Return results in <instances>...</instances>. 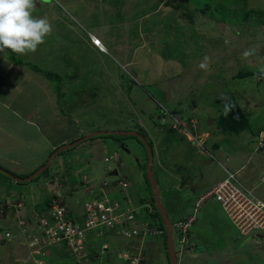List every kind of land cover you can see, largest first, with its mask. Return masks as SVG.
Returning a JSON list of instances; mask_svg holds the SVG:
<instances>
[{
	"label": "rangeland",
	"instance_id": "1",
	"mask_svg": "<svg viewBox=\"0 0 264 264\" xmlns=\"http://www.w3.org/2000/svg\"><path fill=\"white\" fill-rule=\"evenodd\" d=\"M36 3L33 15L49 18L51 35L34 53L18 56L6 50L0 58L15 64L6 66L21 79L17 85L28 95V104L31 100L44 104L46 117L36 129L29 126L22 131L23 124L5 122L0 167L7 165L16 169L9 171L16 177L29 178L23 173L38 166L41 154L52 153L49 162L57 150L81 139L72 129L62 128L66 122L60 123V136L53 138L56 120L48 122L47 116L59 108L61 117H70L80 133L86 132L82 138L99 132L138 133L152 148L153 171L172 225L195 217L186 243L173 228L179 263L190 264L187 251L199 244L203 250L194 252L204 254L198 264H264V240L254 237L252 220L237 216V208L226 211L209 197L196 212L198 200L228 173L236 174L239 183L264 202V78H256L264 63V0ZM92 37L103 41V51ZM253 46L257 54L242 58L243 51ZM205 55L211 57L209 72L198 67ZM60 85L64 93L58 91ZM53 89L60 97L58 107ZM222 94L236 104L227 116ZM34 111L24 115V122L30 123ZM24 151L28 158L18 160ZM62 153L27 183L0 173V230L12 234L10 241L0 244V264H65L63 252H69L64 247L55 246L44 256L29 248L32 238L41 234L34 217H44L52 202L44 186L59 191L53 181L65 196L70 193L67 206L77 198L86 201L84 197L93 192L116 202L123 212L139 208L140 218L153 230L144 241L118 238L113 230L105 229L100 236L90 231L92 249L86 252L90 259L86 264L114 262L119 254L122 263L128 255L130 260L139 258V264H170L164 222L145 176L148 152L141 139L100 136ZM89 172L100 179L89 180ZM84 177L97 188L85 192L78 187L85 186ZM122 179L130 186L126 191L117 186ZM260 215L252 213L254 219ZM23 222L24 229L19 226Z\"/></svg>",
	"mask_w": 264,
	"mask_h": 264
},
{
	"label": "built area",
	"instance_id": "2",
	"mask_svg": "<svg viewBox=\"0 0 264 264\" xmlns=\"http://www.w3.org/2000/svg\"><path fill=\"white\" fill-rule=\"evenodd\" d=\"M93 43L99 50H104V46L100 40L94 39ZM84 178L86 181L85 186L79 183L78 187H81L82 190L86 192L91 187L89 182L90 176L89 178ZM54 182L59 188V191H56V188L53 187L52 202L48 213L44 217L43 215L34 217L39 233L41 234H37L32 238L30 249H39L38 253H42L44 256L52 248H56L55 246H61L66 248L69 252L68 254H70L68 255L65 253V264H85L83 259L86 257L88 234L90 231H96V235L100 236L105 229L113 230V232H116L125 240L132 239L144 241L148 236H151L153 230L148 223L143 222L140 218L141 212L139 208H137V210H126L127 212H123L116 202H112L103 196L98 197V194L93 192H89L88 196L91 198L83 204L82 217L75 216L73 208L66 204V196L69 198L70 193L65 196V191L62 190L63 188H61L56 181ZM120 185L125 190L128 188V183L125 181H122ZM209 197L216 199L226 211H228V208H237V216L241 214L240 217L245 218V221L246 219L248 222L252 220V230H257V232L254 233L255 235L261 234V231H264V208L257 207V202H264L255 198L252 192L243 187L239 183L236 174L228 173L227 178L223 182L216 185L208 194L201 197L196 204V212L200 204ZM249 210L253 211L250 213ZM257 211L261 215L258 219H254L252 213ZM150 212L151 214L154 213L152 208ZM245 214H247L246 217ZM194 220L195 217L191 216L189 220L173 225V228H176L182 234V241L184 243L188 240L190 227ZM29 224L30 221L27 222V225ZM245 224L246 222L244 225ZM27 225L24 222L19 224L22 229ZM40 230H42V232H40ZM3 231L0 230V244L10 241L12 237L9 229L3 228ZM107 247L108 246H104L103 248L106 249ZM123 257L126 262L131 259L128 255H124ZM139 261V258H133L130 260V264H139Z\"/></svg>",
	"mask_w": 264,
	"mask_h": 264
},
{
	"label": "crops",
	"instance_id": "3",
	"mask_svg": "<svg viewBox=\"0 0 264 264\" xmlns=\"http://www.w3.org/2000/svg\"><path fill=\"white\" fill-rule=\"evenodd\" d=\"M6 65H8L11 68L15 64L12 63L11 61L7 60L6 57H4V59L0 58V135H1V132H3V130H4L3 125H5V122H7V121H9L8 123H11L12 126H14V125L20 126L23 124L20 131H22V129L27 128L29 126L36 129L37 124L39 122L41 123L44 120V117H46V115L44 116V114H45L44 112H46V111H43L44 104H42L41 102H38V101H34V104H33L32 100L28 104V100H27L29 98L28 95L26 96L25 90L19 88L20 85H17V84H19L21 79L19 80L18 75L15 76V74L10 72L11 70H9V67ZM13 78H14V80H13ZM62 89H64V88L62 87ZM8 90H11L9 94H8ZM115 90L118 91L119 89L116 87ZM121 90L122 89L120 88V91ZM64 92L65 91H63V90L60 91V93H64ZM51 96L53 99L56 100V106H57V103L59 106L60 97H58V95L55 94L54 89H53ZM35 97H37V96H35ZM56 98H58V99H56ZM4 99H5V101H4ZM35 99H37V98H35ZM50 107L51 106H49V108ZM33 110H35L33 113L34 117L30 120V123L28 121L24 122V120H23L24 115H27V113H29ZM50 110L53 111L52 108H50ZM59 110H60V108H59ZM59 110L58 111L56 110V112H53V113H49L47 116V117H49L47 119L48 122L56 120L55 122L52 123V124H54L53 129H55V131L53 132L50 130L52 132L51 135H53V138L60 136V133H61L60 131L62 130V129L60 130V123L63 124L62 122H64V123L66 122V124L62 128H66V130L72 129L73 134H77L82 138V136H83L82 134L86 133V132L81 131V133H82L81 134L80 131L77 129L76 124L73 122V120L69 119L70 117H68V116L67 117L66 116L61 117V113ZM64 113L68 114L66 112H64ZM61 118L63 121H61ZM79 123H81V122L79 121ZM64 133H65V131H64ZM71 138H76V136H72ZM78 140H80V139H78ZM76 141L77 140H75L71 143H74ZM51 154H50V152L47 153V155H45V156H43L41 154L39 156V164H37L38 166H35L34 168L30 167L31 168L30 172L23 173V175L27 176V177L31 176V174H33L35 171L40 169V167L48 160V158ZM27 158H28L27 152L24 151L23 154L20 157H18L17 159L18 160H23V159L25 160ZM2 160H0V162ZM4 169L7 171H13V172H15V170H16V169H13L11 167H7V165ZM87 175L90 176V180L100 179L99 176H97L91 172L87 173ZM51 176H52V178H51L52 180L54 179V177H56L54 172L51 174ZM47 186H48V188H47ZM40 187H41L40 189H42L43 186H40ZM44 187L45 188H43V189L46 190V193H48L52 197L54 186L53 185H45ZM43 189H42V191H43ZM50 196L48 197L47 201L50 200ZM84 198H86V201H84V200L82 201L78 198H77L78 201L72 200L73 204L71 206L73 208L75 216H80L81 212L83 213V204H84V202H87L88 200H90L91 197L87 196ZM78 207H80V208L77 209ZM43 211H44V209H43ZM113 234L117 235V237L119 238V235L117 233L113 232ZM191 240H192V238H191ZM195 241L198 242V239H195ZM198 245L199 244H197V245L195 244V246H193V248L191 250L187 251L189 255L186 258L190 260V264H198L197 262L199 261V259H201V257H199V255L204 254V252L198 253V254H197V252H194L197 250V248H198V251L200 252V248L198 247ZM104 246H108V245L105 244ZM90 249H92V246L88 244L87 251ZM209 253L211 254V251H209ZM87 258H88V256L86 255V258L83 259V262L85 264L90 261V259L89 258L87 259ZM117 259H115L117 261L114 260V262H110V260H108V262H106L105 259H104V262H102V261H99V262H100V264H123V263L125 264V261L123 263L121 262L120 254H119ZM100 260H102V259H100ZM52 262H54V260H52ZM70 264H73V263H70Z\"/></svg>",
	"mask_w": 264,
	"mask_h": 264
},
{
	"label": "clouds",
	"instance_id": "4",
	"mask_svg": "<svg viewBox=\"0 0 264 264\" xmlns=\"http://www.w3.org/2000/svg\"><path fill=\"white\" fill-rule=\"evenodd\" d=\"M36 7V0H0V53L6 55V50H10L18 56L27 55L36 52L38 46L45 43L46 37L51 35L53 31V24L46 16H34L33 13ZM257 52L258 49L254 46L247 48L243 51L242 58L253 57ZM210 64L211 57L205 55L198 67L205 72H209ZM258 71L259 75L256 78H264V63L261 64ZM220 99L224 101L223 114L227 116L233 111L236 104L223 94ZM241 107H243V104H241ZM122 181L124 180L118 182L117 186H121ZM53 183L55 182L53 181ZM92 187L97 188V186L91 185L90 188ZM107 190L112 191L111 188H107ZM73 196L75 197V195ZM257 207L264 208V203L257 202Z\"/></svg>",
	"mask_w": 264,
	"mask_h": 264
},
{
	"label": "water",
	"instance_id": "5",
	"mask_svg": "<svg viewBox=\"0 0 264 264\" xmlns=\"http://www.w3.org/2000/svg\"><path fill=\"white\" fill-rule=\"evenodd\" d=\"M111 135L136 137V138L141 139V142L146 146V149L148 152V164L146 167L147 178H148L151 190H152L155 207L160 212L162 220L164 222V228H165L167 241H168V251H169L170 264H179V257H178V253L176 251L175 243H174L173 225H172V222L169 219L168 213H167V211H166V209H165V207L161 201V191L159 190L158 183H157V180L155 178V173L153 171V162H154L153 151H152L151 146L147 142V140L144 137H142L140 134H138V133H126V132H99L96 134L95 133L94 134H88L87 136H85L81 140H79L75 143L69 144L68 146H65V147L57 150L54 153V155L51 156L50 161L43 168H41L40 170L35 172L33 175H31V177H29V178H26V179L18 178L15 175H13L12 173H10L9 171H7L1 167H0V173L7 176L8 178L13 180L14 182L27 183L30 180H34V178L39 176L42 172L46 171L50 167L51 160L55 156H59L60 153L65 152L68 149H71L77 145L84 143V142H87L88 140H90L92 138L100 137V136H111ZM115 175H118V172H115ZM254 237L257 239H260V240H264V234H258Z\"/></svg>",
	"mask_w": 264,
	"mask_h": 264
},
{
	"label": "trees",
	"instance_id": "6",
	"mask_svg": "<svg viewBox=\"0 0 264 264\" xmlns=\"http://www.w3.org/2000/svg\"><path fill=\"white\" fill-rule=\"evenodd\" d=\"M13 56L15 57V55L13 54ZM13 57V61L16 63V64H18L19 62H17L16 60H15V58ZM59 92L61 91V85H60V87H59V90H58ZM227 126H229V124L227 125ZM234 132V131H233ZM111 136H114V135H111ZM145 146V145H144ZM145 148H146V146H145ZM63 153H61V155H62ZM48 161H46L40 168H42V167H44L45 166V164L47 163ZM36 172V171H35ZM34 172V173H35ZM147 175V173L145 174V176ZM147 180H148V178H147ZM148 183H149V181H148ZM154 206V205H153ZM155 207V206H154ZM156 209V208H155ZM155 213L157 214V211L155 210ZM152 215V214H151ZM163 228V230H164V227H162ZM165 231V230H164ZM203 250V249H202ZM201 249H200V252L202 251ZM65 251V250H64ZM204 251H207V249H204ZM203 253V252H202ZM64 258H65V252H63V259L62 260H64ZM66 258L68 259V257H67V255H66Z\"/></svg>",
	"mask_w": 264,
	"mask_h": 264
},
{
	"label": "bare ground",
	"instance_id": "7",
	"mask_svg": "<svg viewBox=\"0 0 264 264\" xmlns=\"http://www.w3.org/2000/svg\"><path fill=\"white\" fill-rule=\"evenodd\" d=\"M263 139V138H262ZM66 198H68V196H66ZM194 216V215H193ZM186 220V219H185Z\"/></svg>",
	"mask_w": 264,
	"mask_h": 264
},
{
	"label": "flooded vegetation",
	"instance_id": "8",
	"mask_svg": "<svg viewBox=\"0 0 264 264\" xmlns=\"http://www.w3.org/2000/svg\"><path fill=\"white\" fill-rule=\"evenodd\" d=\"M79 141V140H78Z\"/></svg>",
	"mask_w": 264,
	"mask_h": 264
}]
</instances>
